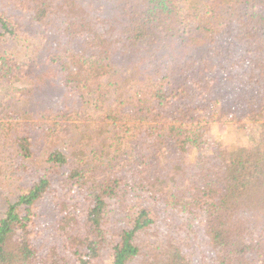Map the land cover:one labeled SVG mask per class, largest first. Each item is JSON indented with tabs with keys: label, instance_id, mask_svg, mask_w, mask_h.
Listing matches in <instances>:
<instances>
[{
	"label": "trees",
	"instance_id": "16d2710c",
	"mask_svg": "<svg viewBox=\"0 0 264 264\" xmlns=\"http://www.w3.org/2000/svg\"><path fill=\"white\" fill-rule=\"evenodd\" d=\"M0 31L39 60L0 49V264H264V0H0Z\"/></svg>",
	"mask_w": 264,
	"mask_h": 264
},
{
	"label": "rangeland",
	"instance_id": "374dc122",
	"mask_svg": "<svg viewBox=\"0 0 264 264\" xmlns=\"http://www.w3.org/2000/svg\"><path fill=\"white\" fill-rule=\"evenodd\" d=\"M26 34L28 35L29 40L26 38ZM33 36L34 35L28 34L26 32H19L17 37H15L12 40L6 38V36H2L0 31V49L7 50L8 52H12L19 58L27 57L28 59H30L28 60L30 62L34 58L36 63H38L37 61L39 60L36 58V55L34 54V45L36 44V42L32 40L36 36L34 37ZM142 56H143L142 53L138 55L139 58ZM14 86L19 90L22 91L24 90V92L27 90H32V96L31 97L28 96L26 103H24V100L21 97L22 92H19L17 95H15L12 101V103H14L13 110L15 111V115L17 114L21 118L25 116L30 121H35L37 119L36 113L38 111L40 110L42 111L47 108L44 102H42V95H45V93H47L48 91L51 94L55 93L54 89H50L49 84H46V86L44 87L45 89L42 90L41 92L34 91V88L33 86H31V84L29 85V84L19 83V84H15ZM3 95H4V91L0 88V101H2L1 99ZM218 137H220L221 140H224L226 143H228L229 141H231L233 136L231 134H228V130L225 126L222 125L214 126L206 138V144H208L210 147L213 148L214 140L217 139ZM68 151H65V153H67ZM4 207H5V198H3V196L0 194V216L2 211L4 210Z\"/></svg>",
	"mask_w": 264,
	"mask_h": 264
}]
</instances>
